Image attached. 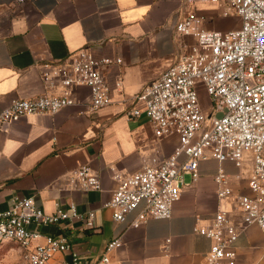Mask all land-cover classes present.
<instances>
[{
	"label": "crops",
	"instance_id": "obj_1",
	"mask_svg": "<svg viewBox=\"0 0 264 264\" xmlns=\"http://www.w3.org/2000/svg\"><path fill=\"white\" fill-rule=\"evenodd\" d=\"M196 5L206 29L240 26L228 23L231 16H223L217 3ZM185 6V0H0V110L17 98L45 91L41 77L45 61H63L86 48L96 58L113 62L104 68L113 87L111 103L91 110L90 88L79 86L72 105L53 114H27L0 129V210L8 209L15 196L33 197L48 213L57 204L68 208L71 203L79 210H96L94 228L80 220L37 227L45 234L68 237L84 264L96 262L106 242L120 234L123 244L111 254L116 264H208L211 240L193 227L197 219L200 225L208 224L219 208H232L233 198L217 196L215 159L201 162L197 181L184 174L181 198L170 218H149L128 227L137 212L118 222L112 209L103 206L116 188V172H136L153 158L170 155L179 143L174 134L157 139L145 113L130 117L127 112L143 107L137 94L195 43L193 36L173 29ZM117 58L121 64L114 62ZM83 164L99 173L100 191L68 188V172ZM222 165L234 193H250V157L239 170L240 178L232 162ZM232 216L239 220L234 212ZM236 251V264H264L262 230L242 223Z\"/></svg>",
	"mask_w": 264,
	"mask_h": 264
},
{
	"label": "built area",
	"instance_id": "obj_2",
	"mask_svg": "<svg viewBox=\"0 0 264 264\" xmlns=\"http://www.w3.org/2000/svg\"><path fill=\"white\" fill-rule=\"evenodd\" d=\"M200 1L219 4L221 14L239 18L240 26L228 31L204 28L196 5ZM185 5L186 11L173 29L193 36L195 43L137 94L143 107L127 112L130 117L145 113L157 139L174 134L179 143L170 155L153 158L136 172H116V188L103 206L112 209L118 222H126L129 214L137 212L128 227H138L149 218H170L181 198L184 174L197 181L201 162L215 159L219 162L214 174L217 196L233 198L232 208L217 209L205 225L197 219L193 231L211 240L208 264H236L241 224L257 225L264 233V0H185ZM114 62L121 64L122 60ZM110 63L86 48L63 61H45L41 74L45 91L17 98L0 110V129L27 114H53L72 105L79 86L90 88L91 110L111 103L113 87L104 73ZM199 82L210 96V109L201 106ZM120 84L121 80L115 82L116 87ZM247 157L252 162L250 193L235 194L222 164L232 162L238 169L236 178H240ZM66 180L71 190L102 189L99 173L89 164L70 170ZM95 219L96 210H79L75 203L68 208L57 204L48 213L33 197L15 196L8 209L0 210V245L16 244L21 264H84L68 237L45 234L37 227L80 220L90 229ZM122 244L121 234L108 240L93 264H116L111 254Z\"/></svg>",
	"mask_w": 264,
	"mask_h": 264
},
{
	"label": "rangeland",
	"instance_id": "obj_3",
	"mask_svg": "<svg viewBox=\"0 0 264 264\" xmlns=\"http://www.w3.org/2000/svg\"><path fill=\"white\" fill-rule=\"evenodd\" d=\"M227 21L228 23H239L240 19L231 16ZM196 87L199 92L200 103L203 110L210 109L211 100L206 88L201 82H199ZM185 179L189 180L190 176L186 175ZM0 264H21L20 252L16 244L8 242L0 245Z\"/></svg>",
	"mask_w": 264,
	"mask_h": 264
}]
</instances>
